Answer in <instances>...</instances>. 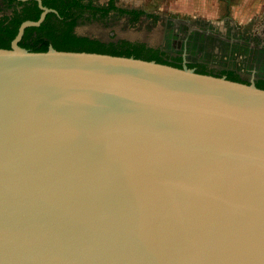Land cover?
Instances as JSON below:
<instances>
[{
	"label": "water",
	"instance_id": "1",
	"mask_svg": "<svg viewBox=\"0 0 264 264\" xmlns=\"http://www.w3.org/2000/svg\"><path fill=\"white\" fill-rule=\"evenodd\" d=\"M0 48V264H264V90L135 57Z\"/></svg>",
	"mask_w": 264,
	"mask_h": 264
},
{
	"label": "flooded vegetation",
	"instance_id": "2",
	"mask_svg": "<svg viewBox=\"0 0 264 264\" xmlns=\"http://www.w3.org/2000/svg\"><path fill=\"white\" fill-rule=\"evenodd\" d=\"M41 3L50 12L47 13L39 27L26 29L20 46L27 39L35 40V43L41 40L47 42L50 38L68 35L76 38H88L106 45L125 41L130 45L154 50L156 47L147 39H150V33L154 32L155 34L162 29L167 35L165 44L169 45L176 55V57H163L161 60L163 64L178 68L187 66L200 74L209 75L211 72H200L198 67L201 64L212 67L221 58L232 57L239 54L240 48H245L246 52L242 58L252 68L249 70L252 76V80H249L250 84L252 82L256 84V79L259 78L258 68L264 67V37L260 35L245 39L246 41L243 42L237 39L235 32L231 31L228 35H223L214 29L207 28V24L206 26L202 25V29L205 30L192 28L186 23H182L176 28L175 20L161 14L157 15L159 20L154 26L150 23L151 19L155 17L152 15L153 11L141 7H120L117 0H109L107 3H102L99 0L95 2L90 0H41ZM47 3L48 7L45 6ZM129 3L131 4V2ZM40 10L41 13L37 21L43 13L37 0H0V37H6L7 29L15 30L21 19L35 18ZM227 12L229 11L227 10ZM134 18L137 23L133 22ZM170 21L172 24H169ZM115 25L122 29L128 28V25H135L137 29L146 32L147 35L141 33L142 39L139 40L123 37V30L115 29ZM39 46H41L40 43ZM50 46L54 47L53 44H49ZM174 58H179L180 61L176 64L171 63ZM221 77L240 82L227 75Z\"/></svg>",
	"mask_w": 264,
	"mask_h": 264
},
{
	"label": "rangeland",
	"instance_id": "3",
	"mask_svg": "<svg viewBox=\"0 0 264 264\" xmlns=\"http://www.w3.org/2000/svg\"><path fill=\"white\" fill-rule=\"evenodd\" d=\"M97 1V0H90ZM102 3H107L109 0H99ZM131 2V4L129 3ZM117 4L120 7H136L145 8L153 11L155 16L151 20V25H156L159 18L158 14L165 15L166 18H172L177 22L176 28L182 23L189 24L192 28L202 29V25L209 29H214L223 35H228L231 31L235 32L237 39L246 41L245 39H251L253 36L260 35L264 37V0H117ZM240 8L244 9L242 15ZM227 10L229 12H227ZM228 13V14H227ZM242 16V17H241ZM239 17L242 19L240 20ZM120 21V20H119ZM133 22L137 23L135 18ZM132 23V24H135ZM169 24H172L170 21ZM128 28L122 29L115 25L114 28H118L122 31L123 37L130 39H140L142 32L135 25H128ZM110 29V28H108ZM148 29V28H147ZM202 30H205L204 28ZM149 31V30H148ZM150 39H147L156 47V49H142L138 46L131 45L143 58L156 57L162 60L163 57H176L175 52L169 45L165 44L167 35L164 30L150 33ZM142 39V38H141ZM27 43L35 45V40L27 39ZM129 44L123 41L122 43L115 44L113 47L107 48L111 52H126L130 49ZM166 45V46H165ZM246 52L245 48H240L239 54H236L227 59L221 58L212 67L201 64L198 69L200 72L207 73L209 75L221 77L223 75L229 76L233 80L244 82V84H250L249 80H252V76L249 70L252 68L246 64L242 55ZM179 58H174L171 63L176 64L179 62ZM243 61V62H242ZM259 78L256 79L258 87L264 88V67L258 68Z\"/></svg>",
	"mask_w": 264,
	"mask_h": 264
},
{
	"label": "trees",
	"instance_id": "4",
	"mask_svg": "<svg viewBox=\"0 0 264 264\" xmlns=\"http://www.w3.org/2000/svg\"><path fill=\"white\" fill-rule=\"evenodd\" d=\"M45 6H49L48 3L45 4ZM41 13V10L38 12L35 18L26 17L21 19L17 23V28L15 30H9L6 32V37H0V48L3 49H10V44L13 41V39L17 35V29L19 26L26 20L31 21H37ZM39 43L41 46H39ZM49 44H53L54 48H56L59 51H72V52H90V53H100V54H110V55H116V56H126V57H135L138 59H144L148 61H157L158 63H161V60L156 57H149V58H143L139 53H142L141 51H137L135 48L131 47L130 44H124V46H129L130 49L126 52H111L107 50V48L113 47L114 45H106L99 41H91L88 38H76V37H70V36H62L58 38H50L49 41L45 42L43 40L37 42L35 45H30L29 43H23L22 47L31 50L33 52H47L49 49ZM144 49V48H142ZM261 88V87H258ZM264 90V88H261Z\"/></svg>",
	"mask_w": 264,
	"mask_h": 264
},
{
	"label": "crops",
	"instance_id": "5",
	"mask_svg": "<svg viewBox=\"0 0 264 264\" xmlns=\"http://www.w3.org/2000/svg\"><path fill=\"white\" fill-rule=\"evenodd\" d=\"M243 11H244V9H243ZM243 11H242V9L240 8V13L243 12ZM239 15H242V13L239 14ZM241 17H242V16H241ZM239 19L242 20L240 17H239Z\"/></svg>",
	"mask_w": 264,
	"mask_h": 264
}]
</instances>
